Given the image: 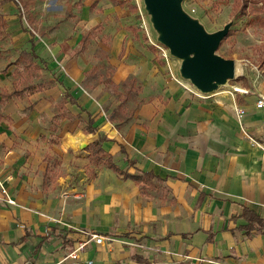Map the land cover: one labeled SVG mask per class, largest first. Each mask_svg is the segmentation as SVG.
Returning a JSON list of instances; mask_svg holds the SVG:
<instances>
[{
  "label": "crops",
  "instance_id": "0c3cea01",
  "mask_svg": "<svg viewBox=\"0 0 264 264\" xmlns=\"http://www.w3.org/2000/svg\"><path fill=\"white\" fill-rule=\"evenodd\" d=\"M34 2L31 23L18 17L32 48L34 37L48 36L30 29L36 26ZM119 7L108 0L80 5L82 27H96L93 37L85 50L74 51L79 36L71 56L58 55L48 67L57 71L54 77L41 76L47 64L31 50L42 67L28 82L46 81L39 90L13 93L24 85L23 68L20 74L11 70V90L0 86V123H9L5 132L0 129V186L13 200L7 204L0 193V264H58L84 240L79 230L104 241L88 242L76 260L61 264H264V226L252 221L264 220V107L255 106L264 97L263 74L254 68L244 75L247 84L199 97L165 75L148 50L129 38V29L114 25V13L129 15ZM96 54L106 56L112 84L134 79L137 91L123 90L130 99L128 107L123 104L131 115L125 122L109 120L121 101L107 106L101 82L90 89L81 84L99 62ZM35 94L47 97L48 113L28 101ZM132 98L142 100L132 104ZM13 100L29 102L14 117L2 111ZM96 139L118 168L153 177L134 182L90 164L85 148ZM38 141L50 149L41 159ZM73 161L80 165L75 175L62 174Z\"/></svg>",
  "mask_w": 264,
  "mask_h": 264
},
{
  "label": "rangeland",
  "instance_id": "374dc122",
  "mask_svg": "<svg viewBox=\"0 0 264 264\" xmlns=\"http://www.w3.org/2000/svg\"><path fill=\"white\" fill-rule=\"evenodd\" d=\"M84 1L88 2L90 0H35L31 12L33 13V18L36 20V26L30 27V29L37 35H41L43 32L45 34L48 33V36L46 38L43 37L41 40L35 37L33 38L32 43L35 48L31 47L28 41L29 35L27 32H24V28L21 27L23 23L21 24L18 18L19 14L16 6L13 3H4L0 5V14L4 16L3 18L6 21L5 30L3 32L0 31V71H5V73L0 72L1 87L8 90H11L13 87V83L16 80V77L10 73L13 66H7L13 60L17 61L19 65L29 62L33 66L42 67L37 59L32 58L31 50L38 51L39 56H42L47 64L46 67L43 66L39 71L41 76L54 77L57 75L55 69L50 70L48 67L51 68L52 65L56 64L59 58L58 55L61 53L66 56H71L72 50L70 48L75 44V40L84 33L85 29L82 27V14L80 11V5L83 4ZM108 1L114 6L115 0ZM119 1L122 2L119 8L127 10L129 15L119 18L117 13H114V25H122L129 29V38L132 36L131 39L136 40L140 46L148 50V54L162 66L165 75L169 76L175 83H179L193 90L194 88L192 85L179 77L177 68L179 61L176 58L174 59L167 54L166 59H164L163 56L156 54L155 48L151 44L156 42L155 33L151 25H149L147 15L144 10H142L141 0ZM16 3L20 4L17 0ZM71 3L74 5L69 7ZM93 6H95V2L92 4V8ZM130 6H133L135 9H132ZM258 7V4L254 5L252 0H182L181 2V8L197 19L207 32L216 31L227 22L232 23L228 30L230 34L222 40L215 52L219 56L221 55L224 58L232 59L234 65H239L241 70L234 74V78L228 80L224 86L219 87L217 89L219 91L229 89V87L235 84H247L244 75L250 76V74L254 72V68L259 70V73L264 72V13L261 14L252 11L254 8ZM139 12H141L144 20V28L138 25L141 16ZM115 21H118V23H115ZM96 30L93 32L95 36H97L99 32L98 28ZM96 43L95 41V44ZM97 56L101 57V54ZM20 71L22 70L20 69ZM101 71H105V69ZM100 88L99 95L105 93V96L110 100L107 106L123 101L125 102V106L128 107V100L130 99L124 94L122 88H118L116 93H112L110 87L103 83ZM54 89H52L51 92H56ZM229 90L232 89L230 88ZM97 92L96 90V93ZM30 99L31 100L28 101H33L35 103V108H38L41 113L49 109L48 103L44 100L47 99L46 96L35 94L31 96ZM141 100L137 101L132 98L131 102L133 101L132 104H138ZM28 103L23 100H13L8 102L2 111L14 117L18 110L23 109ZM28 113L29 115L34 114V112ZM7 124L9 123L5 121L4 124L0 123L1 132H5L7 128L9 129V127L5 128ZM29 126H31V124L27 127ZM44 133L46 134L47 132ZM35 144L40 147V159L45 153H50V149L45 147L43 142L38 141ZM53 155H55V153H53ZM67 155L68 154L64 157L66 160L68 159ZM55 156L57 157V155ZM75 164H77L75 161L69 163L67 167L61 169V173H64V175H75L76 169L80 167V165L78 166Z\"/></svg>",
  "mask_w": 264,
  "mask_h": 264
},
{
  "label": "water",
  "instance_id": "95a60500",
  "mask_svg": "<svg viewBox=\"0 0 264 264\" xmlns=\"http://www.w3.org/2000/svg\"><path fill=\"white\" fill-rule=\"evenodd\" d=\"M181 2L141 0L156 42L179 61V77L198 93L210 94L234 78V61L215 52L232 23L207 32L197 19L181 8Z\"/></svg>",
  "mask_w": 264,
  "mask_h": 264
},
{
  "label": "trees",
  "instance_id": "16d2710c",
  "mask_svg": "<svg viewBox=\"0 0 264 264\" xmlns=\"http://www.w3.org/2000/svg\"><path fill=\"white\" fill-rule=\"evenodd\" d=\"M12 1L15 5H18L15 0H0V3L2 2H10ZM20 3L21 12L18 11L19 17H22V15L25 17V19L28 21V23H31V17L32 14L29 12V6L32 4L33 0H17ZM252 3L258 4V8H254L252 11L258 12L263 14L264 13V0H252ZM116 5L121 7L122 2L119 0H115ZM132 9H135L133 6ZM34 27V26H32ZM5 23L3 20L2 15L0 14V31H4L5 29ZM96 27L90 28L88 30H85L84 33L81 34L79 40L77 41V45L75 48V52H81L86 49L87 45L89 44V40L93 37L92 31ZM25 29V28H24ZM230 32L228 31L226 35L222 38L224 40ZM220 41V43L222 42ZM30 42V41H29ZM220 45V44H219ZM151 48V47H150ZM106 56H102L99 58V62L95 65H92L87 72L84 74L83 79L81 81L82 86L85 89H90L92 85L101 82L107 86L110 87V90L112 93H116L118 88H122L124 92H130V91H137V88L134 84V79L128 78L125 81L118 83L117 85L112 84V82L109 79V74L112 72L111 67L107 65L106 63H103V60ZM14 64V68L12 69L13 72L19 73V69H24L25 75H23L24 85L21 87V89L14 91L13 93H16L17 95L21 94H28L29 92H33L34 90H39L42 86V84L46 83V81L38 82L36 85H33L32 83L28 82L29 75L33 74V71L35 72L38 67H33L29 62L22 65H16L15 62L12 61L10 65ZM105 71H101L104 70ZM107 70V71H106ZM36 73V72H35ZM20 74V73H19ZM63 97L67 98L68 101L73 103V99L67 95L65 91H63ZM123 104L124 102L121 101L117 104V106L108 114V118L112 122L122 123L128 120L129 116L126 113L123 112ZM86 131L91 130V128H86ZM101 139H96L91 141L88 146L85 148L88 152L87 159L89 160V163L92 165H100L102 167H106L110 169L112 172L117 174L119 177L123 178H129L133 180L134 182H149V180L153 177L151 173H134V175L128 174L125 170H122L118 168L112 161L110 155L103 151L100 146ZM142 191L143 188L141 187ZM252 221H256L257 224L260 226H264V220H260L259 218L255 217Z\"/></svg>",
  "mask_w": 264,
  "mask_h": 264
},
{
  "label": "built area",
  "instance_id": "2783aa9c",
  "mask_svg": "<svg viewBox=\"0 0 264 264\" xmlns=\"http://www.w3.org/2000/svg\"><path fill=\"white\" fill-rule=\"evenodd\" d=\"M137 8V7H136ZM138 10V8H137ZM139 11V10H138ZM140 13V22H139V26L141 28H144L145 25H144V20L142 18V14L141 12ZM153 45V47L155 48V52L157 55L159 56H163L164 59H166L167 57V52H166V49L160 44H158L157 42H154V43H151ZM263 74V77H264V72H262ZM196 92V95L199 96V97H204L205 95H202L200 93H198L197 91ZM255 106L257 108H263L264 107V97H260L259 99L256 100L255 102ZM236 112H237V116L240 117L242 115V111H240L239 109L236 108ZM243 135L246 137V139H248L249 141H253L249 135H247L246 132H243ZM0 193L4 196V199L6 201L7 204H12L13 203V200L7 195V192H5V189L0 186ZM22 227V226H21ZM79 233L81 235L84 236V240H79L77 241V243L75 244V246L70 249V251L63 257V259L58 262V264H61L63 263L64 259H68V260H76L78 258V252L82 251L83 250V247L88 243V242H94L95 244H100L101 242L104 241V238L95 233L94 231H85V230H79ZM83 264H91L90 261H86L84 262Z\"/></svg>",
  "mask_w": 264,
  "mask_h": 264
},
{
  "label": "bare ground",
  "instance_id": "6f19581e",
  "mask_svg": "<svg viewBox=\"0 0 264 264\" xmlns=\"http://www.w3.org/2000/svg\"><path fill=\"white\" fill-rule=\"evenodd\" d=\"M235 66V71H234V74L240 72L241 68L239 67V65H234Z\"/></svg>",
  "mask_w": 264,
  "mask_h": 264
}]
</instances>
